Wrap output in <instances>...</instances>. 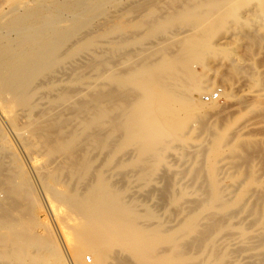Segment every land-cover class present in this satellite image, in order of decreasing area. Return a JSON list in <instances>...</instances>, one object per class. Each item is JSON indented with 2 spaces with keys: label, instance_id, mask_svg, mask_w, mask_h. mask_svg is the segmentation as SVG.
Wrapping results in <instances>:
<instances>
[{
  "label": "bare ground",
  "instance_id": "obj_1",
  "mask_svg": "<svg viewBox=\"0 0 264 264\" xmlns=\"http://www.w3.org/2000/svg\"><path fill=\"white\" fill-rule=\"evenodd\" d=\"M111 1L113 0H93L92 8L90 3L81 2V0L73 3H64L63 6L73 12L75 18L73 20L76 21V28L80 29L89 25L91 21V16L89 15L91 12H94L92 14H95L94 17H96V14L102 11L105 4ZM206 1L207 0H204L202 3ZM219 2L221 3L222 1L215 0L212 2L216 10L218 8L216 6H219ZM23 3L25 4L28 2L25 1ZM190 5L188 3L187 6L189 7ZM191 7L193 6L191 5ZM21 8L22 6H16V8H12V11H19ZM194 8L196 9L197 7L195 6L193 9ZM193 9H187L184 15H188ZM232 11H228V13ZM19 15L20 21L18 18L16 19L19 21L18 23L21 24V22L27 19V17H25L27 15L24 16V14L21 13ZM164 15L165 13H163V15L161 14L159 17L163 18ZM176 15L177 14L174 15L173 12L169 16V18L172 17V19H174V23L177 21H175ZM201 16L202 14L198 15L193 24L197 23L199 26V24L203 22ZM164 18L163 21L160 20L161 23H155L153 21L157 19L155 17L152 19L155 25L160 24L159 29H157L158 26L154 25L155 28L157 27V32L164 27L166 17ZM16 19L15 24L17 22ZM201 20L202 22H199ZM152 21H150V23ZM58 22L60 23L61 21L57 19L46 20L44 24H42L43 28L41 27V32H43L42 36H40L41 38L38 37L40 29L36 27V32L38 30L39 32H37L35 36L37 35L39 40L45 39V41H33L38 44L33 42L25 43L29 49L23 51L24 53L21 56H24L26 53L23 59H21L19 55L22 53L21 51L23 49L18 51L20 52L18 54L10 50L0 52V82L1 80L6 81L2 82V91L15 98V103L12 104V108H10L11 105H9V108H6L0 104V117H2L4 123L8 127L7 132L0 127V177L3 176L5 172V174H8V166L12 161L18 162V160H20L19 156L21 155L43 191L44 204L51 211L55 219L60 238L67 249L69 262L71 264H87L85 260H83L84 254L87 253L90 254V264H191L196 259L195 255L193 256L192 253L190 255L186 253V251L184 252L182 250V248L184 249V244L182 242L184 237L188 238L191 234L195 235L200 232L199 220L194 218L195 216H190L193 218L190 219L188 215V217L186 216L188 220L185 218L186 223L183 222L184 225L182 223L183 227L179 226L180 228H175V230L171 228L170 231L166 229V231L163 230L160 225L151 226L148 224L150 226H147L143 224L145 221L142 223V219L151 217L153 215L152 212L142 215L135 209L134 204L116 200L118 198V189L115 186L116 184L110 182V177L107 174L108 167L110 166L109 162H111V158L108 155V153L110 154L111 152H109V150L107 152V149L116 145L117 142H119L117 150L118 148H123L127 143L133 144L137 149L140 162H145L149 159H158L159 161H165L164 163L167 165L168 159L164 157L166 149L171 150L172 148L174 150L176 146H180V144H176V146H172L171 144V146H169L172 140L183 143V146L187 143L186 138H188L187 135H189L188 131L192 132L193 130L189 129L190 126L187 132L184 130V128L186 129L187 125H189L186 123L188 117L180 120L178 124L182 132L179 133L177 131L175 133L162 122L163 116L169 112V107L166 108L167 106L162 105L165 103L170 104L172 101L178 99L181 94H186L189 98L194 100L193 93L199 96L203 91H210V88L204 85L194 84L189 89H185L180 85V82H182L185 77L192 78L194 76L193 64H203L204 53L210 46L206 43L204 34H201V27L199 26L200 29H194L195 31L190 38L187 36L186 45L183 48L181 47L182 50H178L181 51V53L178 54L176 52L178 56H171L173 52L170 56L167 52L163 53L166 49H164V51L161 45L156 46V44H160V42L157 41L158 43H153L155 46L152 51H150L145 58H141L142 60L137 54V56L134 55L140 59H137L138 61L136 64H131L133 61L131 59L133 58L135 61V57H131L132 55L127 52L126 56L123 52L127 61L129 55V61L128 64L125 61L127 64L125 70L118 71L117 68L115 69L113 66L107 65V59L109 61L110 58L105 54L108 55V52L111 51L115 55L118 51L117 49L127 44L129 39L128 41L125 39H121L120 41L118 38V43L117 40L116 42L112 40V43H110V51L104 48L108 51L104 53L105 50L102 49L104 52L100 50L101 43L98 39L94 38L95 40H90V38L88 39L86 37L82 39L78 38V40L75 42L73 41L65 50L63 49L64 51L59 52V49L64 46L71 32H69L70 30L67 32V30L59 28L57 25ZM166 22L168 23V21ZM170 22L171 24H168L169 26H167V29L163 28L162 32H164V30H169L168 28L172 26L173 21L171 20ZM18 23L17 28L19 26ZM143 23H146V21ZM181 23H183V20ZM161 24H163V26H161ZM175 24L177 26V23ZM203 24L205 23L203 22ZM23 25L19 26L18 29L25 31ZM113 26L110 29L106 28L100 33L98 31H93L95 33L93 37L107 34L108 31H110V33L121 31L119 26ZM38 27L40 28V26ZM155 28L150 29L155 30ZM23 33L24 32H22V34ZM33 33L32 35H34ZM88 33L91 34V31ZM153 33H155V31ZM84 34H86V32ZM30 35L27 34V36ZM171 35L173 34L171 33ZM90 36H92V34ZM104 37L106 38V35ZM182 37V41L184 42L185 34ZM105 42L106 41H104V43ZM180 43L178 42V44ZM18 44L20 43L18 42ZM181 45H183V43H181ZM105 46L107 45L105 44ZM19 48H21V46ZM101 53H104V57L101 56ZM141 53L140 55H142ZM184 54L188 55L189 61L185 59L187 55L184 56ZM15 55H17V59L20 58V60L11 59L13 56L15 57ZM120 56L123 55L120 54ZM107 71L109 72L107 80L102 81L107 83L101 86L98 84L99 87H96L94 83L99 82L100 79L106 76L105 74ZM10 72L13 74L10 75ZM6 73L9 75H6ZM35 79L39 81L33 82ZM118 84L122 86L123 89L120 93L121 96L115 98L117 94L109 93L106 86ZM113 122L120 125V131L110 128ZM203 125L204 128L205 124ZM248 126L249 125H242L239 127L241 129L238 131L248 128ZM200 128L202 129L201 126ZM201 129L199 135L202 136V134L205 133V129L204 133L200 134ZM197 130H199V128ZM206 131L208 130L206 129ZM153 133L154 135L152 136ZM185 135L187 136L186 138ZM9 136L12 137L14 143L9 139ZM117 137H120L119 141ZM194 137H197V134ZM221 143L222 136H215L212 142L213 147L211 148V152H213L214 155L218 154L220 145H222ZM182 145V151L178 147L179 149H177L178 151L176 150L177 152L172 150L173 153L175 152L179 155L180 151L184 153L183 149L186 146L183 147ZM113 148L114 147L111 149ZM181 155L185 158L183 154ZM177 156L178 155L174 156V158L177 159ZM96 159L100 161L99 163L97 161V165H94ZM209 163L211 162L209 161ZM212 164L213 166L215 165V163ZM19 165L22 167L23 163L19 164L18 162L17 164V167L21 169ZM205 166L204 164V167ZM10 167L11 165L9 168ZM215 167L217 168L216 165ZM12 168L14 170L15 167ZM13 170H11V172ZM15 170L18 169L16 168ZM213 170L214 168L208 173ZM8 172L10 174V171ZM9 174L8 176L4 175L5 179H10V176L14 179V175L9 176ZM14 174L16 175V173ZM214 176L215 171L211 173L210 180H208L209 185L204 193L206 194V198H204L205 200L207 199V201H205L204 206L206 204L207 206H214L213 208H215V206L219 205L221 207L219 209H229V204L227 205L224 202L225 199L222 200L224 194L221 192L217 183L218 180ZM13 179L10 180L13 181ZM10 180L9 184L5 186L0 183V225H3L0 227V249L2 247L0 250V259L8 260L9 258V261L10 259L11 261L18 259L35 260V256L28 252V248L30 246L32 247V244L38 242L41 247L49 249L52 253L58 252L59 261L62 264H67L68 261L66 262V258L63 256V253H61L62 250L59 247L61 242L59 243V241L56 240V236L53 233L50 235L45 234V238H41L40 236L37 238L35 237V233H33L34 238L32 237V233L29 235L30 232L25 228L22 229V231L20 230L22 223L17 221V219L19 220L20 218L14 216V218H16L14 219L11 216V212H9L11 208H6L7 205L5 204L11 196L16 195L12 191L16 183L10 185ZM19 180H22L23 186L28 182L30 183L26 177H22V179ZM8 191V194L5 193ZM11 193H13V195ZM14 198L15 197H12L10 200ZM221 200L225 204H223ZM229 214L226 211L225 215L227 218ZM19 215H21V213ZM263 217L262 213V216L260 214L256 218L257 221L263 219L260 225L262 228H264ZM83 222H87L88 224L85 226L87 227L85 230L87 234L84 238L80 239L77 228ZM24 230L27 231V234L29 233V237L24 233ZM40 238L43 240H39ZM254 238L257 239L255 235L251 237L253 241ZM226 239L227 238H224V240ZM190 241H193V239ZM10 242L13 245V249L11 250V247L8 246L10 247V251H8L5 249V246L7 247V243ZM220 242L221 241H219V243ZM228 243H230V241ZM209 245L211 244L209 243L208 246ZM225 245L228 244L225 243ZM35 246L34 244L33 247L35 248ZM210 247L209 249L213 251ZM210 253L213 252L210 251ZM213 255L215 256L214 253ZM203 256L204 255L194 263L213 264L211 261L213 258L210 260L209 257ZM211 257L213 256L211 255ZM217 258L220 260L217 256L216 259L214 258L213 260L214 264L220 262L217 261ZM20 262H22V260ZM32 262L33 261L24 263L31 264Z\"/></svg>",
  "mask_w": 264,
  "mask_h": 264
},
{
  "label": "rangeland",
  "instance_id": "obj_2",
  "mask_svg": "<svg viewBox=\"0 0 264 264\" xmlns=\"http://www.w3.org/2000/svg\"><path fill=\"white\" fill-rule=\"evenodd\" d=\"M25 1L28 3L24 4L23 2ZM78 1L35 0L34 2V0H0V52L10 50L18 54L20 53L18 51L23 49L21 51L22 53L19 54L20 58L23 59L26 54L21 56L24 53L23 51L29 49L25 43H31L34 40L35 42H37L36 40L45 41V39L39 40L43 33L41 32L42 24H44L46 20L57 19L61 21L57 24L59 28L65 29L67 32L70 30L69 32H71L64 46L59 49V52L64 51L73 41L75 42L78 40V38L82 39L86 37L88 39L90 38V40H95L94 38L98 39L101 43L100 50L102 52H104V48L110 51V43H112V40L115 42L117 40L118 43V38L120 41L121 39H125L126 41L129 39L128 43L121 47L122 49H117L118 51L115 55L111 51L108 52L105 50L104 52L109 53L108 55L105 54L110 58L109 61L107 59V65L109 64L111 67L117 68L118 71H122L127 68L129 61V55L127 61L126 52L130 53L132 55L131 57L136 58L135 61L133 58L131 59L134 61H132L131 64H136L138 61L137 59L145 58L146 55L152 51L155 46L153 43L160 42V44H156V46L161 45L163 50L166 49L163 53L167 52L170 56L173 52L171 56H178L176 54L181 53V51L178 50H182L186 45L188 37L190 38L195 31L194 29H200L201 27L200 30L202 32H200L204 34L206 43L210 45L206 51L204 50V54L206 55H204V61L202 62L204 66L193 64L194 76L192 78H186L184 76L185 79L180 82V85L185 89L191 88L194 84L204 85L210 88V91H203L199 96L193 93L194 100L189 98L186 94H181L178 99L172 101L170 104L165 103L162 105L167 106L166 108L169 107V112L163 116L162 122L175 133L177 131L179 133L182 132L178 124L180 120L188 117L186 123L189 125L186 124L187 128H184V130L187 132L189 126V129L193 130L192 132L190 131L191 134L188 131L190 135H187L188 138H186L187 136L185 135L187 143L185 144L184 142V146H186L183 149L184 153L181 152V145L183 143L172 140L169 145L171 146L172 144V146H176V144H180V146H176L174 150L177 152V149L180 148V155L183 154L185 158H183L182 155L181 158L180 155L175 152L173 153L174 150L171 148V150L166 149L164 152V157L168 159V163L171 161L169 164L167 163V165H165V161H159L158 159H149L145 162H140L137 149L133 144L127 143L123 148H118L117 150V145L119 143L117 142L116 145L107 149V152L108 150L111 152V155L108 153L111 162H109L110 166L108 165L107 174L110 177V182L116 184L115 186L118 189V198L116 200L134 204L135 209L142 215L149 212L153 213L148 219H142V223L145 221L143 224L147 226L160 225L163 230L166 229L170 231L171 228L175 230V228L179 229L181 226L183 227V222L186 223L188 215L189 217L195 216L194 218L199 220L200 232L195 235L191 234L189 236L190 238L184 237L185 240L183 239L182 242L185 249L182 248V250L190 255L191 253L193 256L195 255L196 259L194 262H197L202 255H204L209 257L210 260L212 258L214 260V258L216 259L218 256L220 259L218 260L217 258V261H220L218 264H264V228L260 226L263 219L259 221L256 220L260 214L262 216L263 213L264 216V0H218L222 2H219V6H216L218 7L217 10L212 5V2L215 0H207L204 3H202L204 0H113L115 2L111 1L105 4L102 11L97 13L98 15L96 14V17H94L95 14H92L94 12L90 11L91 13L89 16H91V21L89 25L80 29L76 28V21L73 20L75 19L73 12L63 6L64 3ZM83 1L85 3H90L92 8L93 0H81V2ZM188 3L197 8L193 9L191 5L188 7ZM16 6H22L21 10L12 11V8H16ZM189 8L190 10L193 9L191 12L193 15L191 13L184 15V12H186L187 9L189 10ZM228 11L232 12L228 13ZM173 12L174 15L177 14L175 16V21L177 20L175 23H177V26L174 23V19L170 17L173 21L172 26L168 28L169 30H164V32H162L163 28L167 29V26L171 24L169 16ZM20 13L24 14V16L27 15L25 16L27 19L21 22L22 25L24 24L23 27L25 31L27 30L26 32L18 29L19 26H22L18 23L20 21ZM163 13H165L164 17H166L168 23L164 21V27L161 28L162 30L159 31L161 33H159L155 26H158L157 29H159L160 24L155 25V23H161L160 20L163 21L164 17H159L161 14L163 15ZM200 14H202L201 17L205 24H203L201 20L199 22L202 23L199 24V27L197 23H193ZM154 17L158 20L154 19ZM16 18H18L19 21ZM15 19L17 20L16 24ZM152 19H154L153 21L155 23H153ZM182 20L183 23H181ZM145 21L146 23H143ZM150 21L152 22L150 23ZM17 23L19 25L18 28ZM113 25L116 27L119 26L121 31H115V33H110V31H108L107 34L93 37L95 34L94 32H103L106 28H112ZM38 26H40V28ZM161 26H163V24H161ZM36 27L40 29L41 32L40 33L39 30L37 31L39 32V38H37V35L35 36V34H37ZM150 28H155V30H151ZM89 30L92 36L88 33L90 32ZM154 31L155 33H153ZM22 32L26 35L24 33L22 34ZM85 32L86 34H84ZM32 33L34 35H32ZM171 33L173 35H171ZM27 34L31 35L27 36ZM179 34L181 37L185 34L184 42L182 41L183 37L181 38ZM105 35L106 38L104 37ZM104 41L106 42L104 43ZM180 41L183 45H181ZM18 42L20 44H18ZM178 42L180 44H178ZM105 44L107 46H105ZM20 46L21 48H19ZM123 52L126 56H124ZM104 53H101V56L104 57ZM140 53L142 55H140ZM120 54L123 56H120ZM136 54L139 58L136 57ZM186 55L187 54H184V56ZM17 57L18 56L15 55V57L13 56L11 59L15 60ZM20 58L17 60H20ZM185 59L189 61L188 55ZM107 73L105 74L106 76L100 79L101 83L100 81L96 82L97 85L94 83L96 87H99L98 84L101 86L107 83L102 82L103 80H107L109 72L107 71ZM9 74L11 75L13 73L10 72ZM9 74L6 73V75ZM3 81L6 82L5 80H1L0 82V104L6 108H9V105H11L10 108H12V104L15 103V98L14 96L3 93L1 87ZM38 81V79H35L33 82ZM217 86L222 87L221 100L217 102H203L201 100V95L211 92ZM106 89L109 93H116L117 96L115 98H119L123 88L118 84L106 86ZM203 124H205L204 128ZM244 124L249 125L248 128L238 131L241 129L239 127L242 125L245 126ZM0 127L5 132L8 131V127L4 123L2 117H0ZM110 128L118 131L121 129L120 125L114 122L111 124ZM198 128L199 130H197ZM200 129V134L204 133L205 129V133L202 134V136L199 135ZM206 129L208 131H206ZM196 134L197 137H194ZM153 135L154 133L152 136ZM217 135L222 136V145H220L218 154L214 155L213 152H211V148L213 147L212 142ZM117 138L119 141L120 137ZM9 139L14 143L12 137L9 136ZM112 147H114V150L111 149ZM176 155H178L177 159L174 158ZM19 159V164L23 163L22 167L19 165L21 169L17 167L18 162L16 161H12L10 164L11 167L9 168V165L7 168L8 174V171H10L9 176L14 175V179L10 176V179H13V181L5 179L4 175L8 176V174H5L6 172H3L4 175L0 177V183L4 186L9 184V180L11 181L10 185L16 183L15 187L12 189L13 193L16 195L11 193L13 195L11 198H15L12 200H10V198L5 202L7 205L6 208H11L9 212H11L13 218L14 216L20 218L19 220L17 219V221L22 223L21 226L19 223L21 231L25 228L30 232V234L28 233L29 235L35 233V237L37 238L38 236L45 238V234L50 235L53 233L56 236V240H58L59 243L61 242L58 244L62 250L61 253H63V256L66 258V262L68 261V263L71 264L69 262L67 249L60 238L55 219L51 211L44 204L43 191L21 155ZM97 161V159L94 161V165H97ZM209 161L211 163H209ZM212 163H215L217 168L215 165L213 166ZM204 164L206 165L205 167ZM12 167H15L14 170ZM16 168L18 170H15ZM212 168H214V177L218 180L217 183L219 188L224 194L222 200L225 199L224 202L227 205L229 204V209H225L228 214L231 213L228 215V218L225 215L226 211L219 209L221 208L219 205H217L218 207L215 206V208H213L214 206L211 207L206 204L204 206L205 201H207V199L205 200L206 194L204 193L208 188V180H210L213 171L210 173L208 172L212 170ZM10 169L13 171L11 172ZM13 172L16 173V175ZM22 177H26L28 181H30V183H27L29 187L27 184L24 185L25 187L23 186L22 180H19L22 179ZM5 193L8 194L9 191ZM224 202L223 204H225ZM20 213L21 215H19ZM191 218L192 217H190V219ZM84 223L85 222L77 228L80 239L84 238L87 234L85 231L87 227L85 226L88 224L86 222L84 225ZM1 226L3 225H0V227ZM26 230H24V233L27 232ZM254 235L257 239L254 238L253 241L251 237ZM32 237H34V235ZM41 238L39 240H43ZM224 238L227 239L224 240ZM192 239L193 241H190ZM186 240L190 242L188 243ZM219 241L221 242L219 243ZM229 241L230 243H228ZM207 242L211 245L208 246ZM36 243L34 244L37 248L36 246L35 248L33 247L34 244H32V247L30 246L28 248V252L35 256V260L18 259L19 261H11L10 259L9 261L8 258V260L3 259L4 261L0 259V264H23L29 261H33L31 264H62L58 259V252L52 253L49 249L41 247L38 242ZM225 243L228 245H225ZM8 246L11 247V250L13 249L11 242L7 243V247ZM201 246L204 247L202 248ZM7 247L5 246V249L10 251V247H8L9 249ZM209 247L212 248L213 251L210 250ZM210 251L213 252L215 256L213 253H210ZM84 255L83 260H85L84 258H86V256L90 257L89 253ZM211 255L213 257H211ZM21 260L23 263L20 262ZM213 260L211 261L214 264ZM85 262L87 264L91 263L86 260ZM194 262L192 263L195 264Z\"/></svg>",
  "mask_w": 264,
  "mask_h": 264
},
{
  "label": "built area",
  "instance_id": "obj_3",
  "mask_svg": "<svg viewBox=\"0 0 264 264\" xmlns=\"http://www.w3.org/2000/svg\"><path fill=\"white\" fill-rule=\"evenodd\" d=\"M221 93H222V87L221 86H217L216 88H214L211 92L209 93H205L201 95V100L203 102H212V101H220L221 100ZM85 260L87 262L90 261V257L86 256Z\"/></svg>",
  "mask_w": 264,
  "mask_h": 264
}]
</instances>
